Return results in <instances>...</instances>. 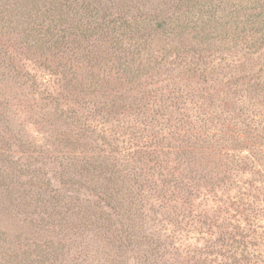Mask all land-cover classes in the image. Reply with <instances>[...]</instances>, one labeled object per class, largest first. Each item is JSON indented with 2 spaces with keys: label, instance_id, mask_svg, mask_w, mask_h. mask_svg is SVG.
Returning a JSON list of instances; mask_svg holds the SVG:
<instances>
[{
  "label": "trees",
  "instance_id": "obj_1",
  "mask_svg": "<svg viewBox=\"0 0 264 264\" xmlns=\"http://www.w3.org/2000/svg\"><path fill=\"white\" fill-rule=\"evenodd\" d=\"M0 264H264V0H0Z\"/></svg>",
  "mask_w": 264,
  "mask_h": 264
},
{
  "label": "rangeland",
  "instance_id": "obj_2",
  "mask_svg": "<svg viewBox=\"0 0 264 264\" xmlns=\"http://www.w3.org/2000/svg\"><path fill=\"white\" fill-rule=\"evenodd\" d=\"M14 228V226H12V229Z\"/></svg>",
  "mask_w": 264,
  "mask_h": 264
}]
</instances>
